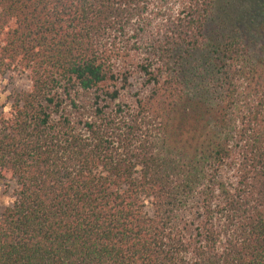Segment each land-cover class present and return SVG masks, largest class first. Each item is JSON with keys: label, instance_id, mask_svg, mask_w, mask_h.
I'll return each mask as SVG.
<instances>
[{"label": "trees", "instance_id": "trees-1", "mask_svg": "<svg viewBox=\"0 0 264 264\" xmlns=\"http://www.w3.org/2000/svg\"><path fill=\"white\" fill-rule=\"evenodd\" d=\"M15 73L0 264H264V0H0Z\"/></svg>", "mask_w": 264, "mask_h": 264}, {"label": "rangeland", "instance_id": "rangeland-1", "mask_svg": "<svg viewBox=\"0 0 264 264\" xmlns=\"http://www.w3.org/2000/svg\"><path fill=\"white\" fill-rule=\"evenodd\" d=\"M27 86L26 76L22 73H15L8 76H0V101L3 102L5 97L12 89H22ZM8 108H5L7 111ZM15 183L0 179V213L12 203L14 198Z\"/></svg>", "mask_w": 264, "mask_h": 264}]
</instances>
